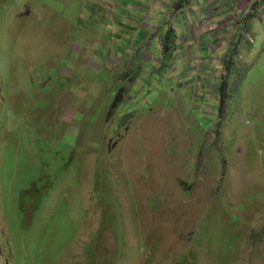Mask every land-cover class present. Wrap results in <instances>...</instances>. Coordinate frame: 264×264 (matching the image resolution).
<instances>
[{
  "label": "rangeland",
  "instance_id": "obj_1",
  "mask_svg": "<svg viewBox=\"0 0 264 264\" xmlns=\"http://www.w3.org/2000/svg\"><path fill=\"white\" fill-rule=\"evenodd\" d=\"M206 3L0 0V264H264V0Z\"/></svg>",
  "mask_w": 264,
  "mask_h": 264
},
{
  "label": "crops",
  "instance_id": "obj_2",
  "mask_svg": "<svg viewBox=\"0 0 264 264\" xmlns=\"http://www.w3.org/2000/svg\"><path fill=\"white\" fill-rule=\"evenodd\" d=\"M210 0H206V4L203 5V13L205 14L203 16L204 21L199 26V29L201 30V33L204 35L207 31H213L216 34H219L221 32L227 33V38H231L232 42L231 45L233 46L238 41V33H240L239 25L238 23L242 21V19L246 20L248 19L249 15V4L252 1H259V0H214V3H218L217 6H214L213 3L209 5ZM249 1L248 3H246ZM262 0H260L261 2ZM238 5V6H237ZM258 7V13H260V19L264 18V6L262 9ZM236 8L235 11L232 9ZM239 13L243 14L244 16H240ZM255 12V10H254ZM251 13V15L254 14ZM232 14V15H231ZM196 15V14H195ZM234 15V16H233ZM202 19V20H203ZM243 23V22H242ZM241 29V28H240ZM245 33V32H243ZM249 33L246 34L248 36ZM226 38V40H227ZM224 42H220L218 38L215 39V44L217 47H223ZM222 49H220L221 51ZM233 50H228L227 53H232ZM229 54L226 56L228 57ZM235 56L238 54V49L233 53ZM219 55V54H218ZM222 60V59H221ZM207 62V60H206ZM226 62V61H225ZM224 62V64H225ZM208 63V62H207ZM207 65H210L208 63Z\"/></svg>",
  "mask_w": 264,
  "mask_h": 264
},
{
  "label": "clouds",
  "instance_id": "obj_3",
  "mask_svg": "<svg viewBox=\"0 0 264 264\" xmlns=\"http://www.w3.org/2000/svg\"><path fill=\"white\" fill-rule=\"evenodd\" d=\"M201 36H203V35H201ZM205 61H206V59L203 60V62H205ZM229 63H230L229 61L225 62L222 71L224 70L225 65H226V67H227ZM223 95H224V93L221 94L220 96H223ZM22 240H23V239H22ZM24 241H25L24 243L21 242V245H22L24 248H28V246L30 245L29 240H28V239H24ZM42 255H45V254H42ZM33 256H39V255H36V254H35V255H33Z\"/></svg>",
  "mask_w": 264,
  "mask_h": 264
},
{
  "label": "trees",
  "instance_id": "obj_4",
  "mask_svg": "<svg viewBox=\"0 0 264 264\" xmlns=\"http://www.w3.org/2000/svg\"><path fill=\"white\" fill-rule=\"evenodd\" d=\"M227 73H228V69H227ZM226 77H227V74H226L225 78H222L223 80L221 83L222 85L220 86V95L223 94L226 90V83H227Z\"/></svg>",
  "mask_w": 264,
  "mask_h": 264
}]
</instances>
